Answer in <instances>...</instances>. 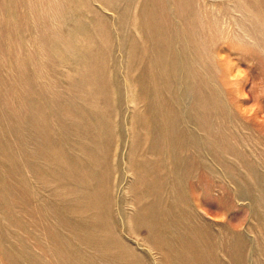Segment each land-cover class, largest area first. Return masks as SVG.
Returning <instances> with one entry per match:
<instances>
[{"label": "rangeland", "instance_id": "374dc122", "mask_svg": "<svg viewBox=\"0 0 264 264\" xmlns=\"http://www.w3.org/2000/svg\"><path fill=\"white\" fill-rule=\"evenodd\" d=\"M0 264H264V0H0Z\"/></svg>", "mask_w": 264, "mask_h": 264}]
</instances>
